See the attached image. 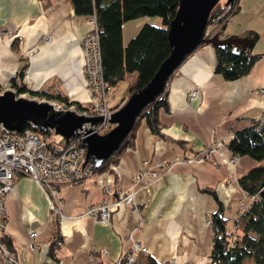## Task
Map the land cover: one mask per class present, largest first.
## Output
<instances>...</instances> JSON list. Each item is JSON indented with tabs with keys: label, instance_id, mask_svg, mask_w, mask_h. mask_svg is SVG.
<instances>
[{
	"label": "crops",
	"instance_id": "obj_1",
	"mask_svg": "<svg viewBox=\"0 0 264 264\" xmlns=\"http://www.w3.org/2000/svg\"><path fill=\"white\" fill-rule=\"evenodd\" d=\"M146 23L161 25V19L145 16L127 21L124 43ZM91 28L88 16L75 13L72 0H0L1 90L20 82L33 92L61 94L90 107L81 42ZM48 35L50 39L44 41ZM220 35L253 37L250 51L261 58L251 72L226 80L215 70V47L198 46L169 78L164 92L168 108L159 112L162 134L153 133L141 118L131 146L126 144L115 154L116 162L109 160L79 186L63 187L66 217L56 218L37 181L15 174L5 199L4 234L20 264H88L93 252L101 264H116L135 242L148 248L149 254L142 256L158 263L208 264L213 229L207 218L221 210L232 229L242 204L250 200L239 177L264 164L250 157L232 164L228 147L232 133L264 118V0H237ZM137 77L138 72L127 73L112 86L109 107L116 109L127 100ZM192 89L198 91L194 98L189 97ZM211 143L216 146L212 160L193 158ZM145 159L167 162V169L154 179H135ZM107 185L110 199L133 191L135 206L118 207L109 223L71 217L102 202ZM32 231L38 232L36 250L29 247ZM55 237L60 244L52 257Z\"/></svg>",
	"mask_w": 264,
	"mask_h": 264
},
{
	"label": "trees",
	"instance_id": "obj_2",
	"mask_svg": "<svg viewBox=\"0 0 264 264\" xmlns=\"http://www.w3.org/2000/svg\"><path fill=\"white\" fill-rule=\"evenodd\" d=\"M236 1L229 6H224L221 1L214 7L206 27V36L221 32L223 23L234 11ZM72 2L76 14L88 17L95 15L96 17L100 34L102 65L108 84L112 87L123 80L127 73L138 72V77L130 88V94L144 87L171 52L168 28L175 17L179 0H72ZM145 16L160 17L161 25L144 24L138 33L125 44L123 25L127 21ZM16 45L15 42L14 46ZM214 47L217 56L215 70L229 81L248 75L261 58V54L251 51H233L231 45ZM24 92L57 101L64 106L74 105L81 111H90L89 107H83L75 101H70L64 95L44 91L33 92L22 83L21 93ZM162 108H168L165 98L149 104L142 116L151 131L159 135L162 134L163 128L159 118ZM28 128L40 135L50 134L48 130L35 129L32 126ZM133 136L134 131L127 145L131 146ZM50 147L56 151L60 150L53 140L50 142ZM228 147L231 155L250 157L258 162L263 161L264 118L236 130ZM110 160L116 162L117 156L113 154ZM102 168L104 167L94 166V171ZM239 185L251 201L248 207L234 219L232 229L227 226L228 219L221 210L211 216L213 243L208 264H264V164H258L245 171L239 177ZM205 190L215 195L212 189ZM56 218L58 219V216ZM2 239L12 248V241L8 236L4 234ZM59 244V237H55L50 245L52 257H55ZM142 257L144 256L141 254L138 264H166L156 262L151 256L143 259ZM95 264H101V262ZM116 264H126L125 259L122 257Z\"/></svg>",
	"mask_w": 264,
	"mask_h": 264
},
{
	"label": "built area",
	"instance_id": "obj_3",
	"mask_svg": "<svg viewBox=\"0 0 264 264\" xmlns=\"http://www.w3.org/2000/svg\"><path fill=\"white\" fill-rule=\"evenodd\" d=\"M92 24L91 30L85 35L81 42L84 56L83 73L86 86L91 93L92 103L90 111H81L88 115H99L103 120L94 126L97 133L103 134L113 126L112 114L115 109L108 106V98L112 93V87L104 76L102 65L100 34L95 15L89 16ZM46 40L50 36L45 37ZM32 50L29 51L31 53ZM23 75L24 82L28 79L27 71ZM23 82V81H22ZM263 91V89L261 90ZM197 90L192 89L189 97L197 96ZM165 94L157 97L156 101H162ZM74 107V105H71ZM69 106V107H71ZM67 107V106H66ZM262 120V119H261ZM40 135L26 127L17 132H9L0 125V264H20L13 248L9 247L2 239L8 221L5 204L6 196L12 190L15 174L23 173L29 175L45 191L51 211L59 218L66 217L64 212L65 196L62 189L65 186H79L94 172V164L86 162L87 148L81 137H74L64 148L59 151L50 147L51 140L57 141L54 133ZM234 133H232V137ZM216 151L215 144L211 143L204 150L198 151L193 158L212 160ZM240 159L238 155H231L230 163L236 164ZM167 168L164 161L145 159L141 167L134 175L135 179L151 178L161 175ZM105 199L97 205L88 207L84 212L73 215V218L92 217L100 223H109L112 213L120 206H135L134 192L119 193L110 199L111 187H105ZM242 204L238 212L240 215L244 209ZM207 224H212V218H207ZM38 232L29 233V247L36 250L38 244L36 238ZM103 252H107L106 249ZM141 254H149V250L141 243L135 242L123 255L126 264H138ZM100 259L96 252L89 257L88 264H95ZM171 264H176L171 262Z\"/></svg>",
	"mask_w": 264,
	"mask_h": 264
},
{
	"label": "water",
	"instance_id": "obj_4",
	"mask_svg": "<svg viewBox=\"0 0 264 264\" xmlns=\"http://www.w3.org/2000/svg\"><path fill=\"white\" fill-rule=\"evenodd\" d=\"M222 0H179L175 17L168 28L171 46L169 56L162 62L153 78L142 88L130 94L112 114L110 130L100 134L94 126L103 120L99 115H88L75 107H66L57 101L40 99L21 93V83L0 90V125L9 132L32 126L48 130L57 138L56 144L64 148L74 137H81L87 148L86 162L105 167L113 154L120 152L143 116L144 109L156 102L166 89L169 78L183 60L201 44L231 45L233 51H250L253 37L220 33L206 36V27L214 7ZM235 0H224L229 6Z\"/></svg>",
	"mask_w": 264,
	"mask_h": 264
},
{
	"label": "rangeland",
	"instance_id": "obj_5",
	"mask_svg": "<svg viewBox=\"0 0 264 264\" xmlns=\"http://www.w3.org/2000/svg\"><path fill=\"white\" fill-rule=\"evenodd\" d=\"M222 2H224V0H222ZM233 10H235V8H234ZM232 12H233V11H232ZM230 14H231V13H230ZM230 14H229V16H230ZM229 16L227 17L226 21L228 20ZM226 21H225V22H226ZM223 24H225V23H223ZM48 36H49V35H48ZM43 40H44V41H48V40H46V39H43ZM166 87H167V86H166ZM164 92H165V91H164ZM24 93H25V92H24ZM32 96H33V95H32ZM36 97H39V96H36ZM39 98H40V99H43L42 97H39ZM67 107H69V106H67ZM74 107H75L76 109H78L77 106H74ZM78 110H79V109H78ZM113 125H114V124H113ZM111 128H112V127H111ZM111 128H110V129H111ZM166 164H167V162H166ZM166 169H167V168H166ZM166 169H165V170H166ZM163 172H164V171H163ZM161 175H162V173H161ZM161 175H159V176H161ZM159 176H157V177H159ZM157 177H155V178H157ZM249 199H250V198H249ZM250 201H251V200H249L248 203H244L243 206H244V207H248ZM241 207H242V206H241ZM240 209H241V208H240ZM240 209H239V210H240ZM91 218H92V217H91ZM0 233H1V231H0Z\"/></svg>",
	"mask_w": 264,
	"mask_h": 264
},
{
	"label": "bare ground",
	"instance_id": "obj_6",
	"mask_svg": "<svg viewBox=\"0 0 264 264\" xmlns=\"http://www.w3.org/2000/svg\"><path fill=\"white\" fill-rule=\"evenodd\" d=\"M28 127V126H27ZM26 128V127H25Z\"/></svg>",
	"mask_w": 264,
	"mask_h": 264
}]
</instances>
